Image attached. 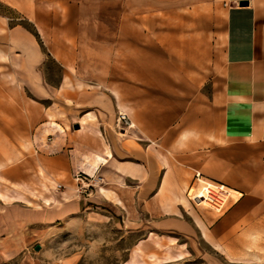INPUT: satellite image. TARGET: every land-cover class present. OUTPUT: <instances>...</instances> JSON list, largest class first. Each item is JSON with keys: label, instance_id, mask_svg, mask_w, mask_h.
<instances>
[{"label": "crops", "instance_id": "1", "mask_svg": "<svg viewBox=\"0 0 264 264\" xmlns=\"http://www.w3.org/2000/svg\"><path fill=\"white\" fill-rule=\"evenodd\" d=\"M240 1L0 0V203L104 186L142 231L126 264L264 262V0ZM209 182L236 199L193 201Z\"/></svg>", "mask_w": 264, "mask_h": 264}, {"label": "rangeland", "instance_id": "2", "mask_svg": "<svg viewBox=\"0 0 264 264\" xmlns=\"http://www.w3.org/2000/svg\"><path fill=\"white\" fill-rule=\"evenodd\" d=\"M202 6L203 11H206L204 1ZM188 9L186 6V14ZM173 17L171 14L166 27L170 29L171 43H177L173 30L189 29L193 21ZM209 24L208 20H202L203 26ZM155 27H161L160 23H156ZM205 45L207 42L203 39L201 46ZM196 72L205 77L210 70L203 65L197 67ZM49 75L54 80L60 75L59 66L51 60ZM209 189L215 191L214 188ZM102 191L108 197H97L99 200L92 202L89 211L73 214H69L63 201L56 204L36 200L29 203L23 200L0 203V264H126L129 248L142 231L131 228L128 212L120 199L104 186ZM38 243L40 247L36 248ZM161 264L211 263L201 257L190 256Z\"/></svg>", "mask_w": 264, "mask_h": 264}, {"label": "built area", "instance_id": "3", "mask_svg": "<svg viewBox=\"0 0 264 264\" xmlns=\"http://www.w3.org/2000/svg\"><path fill=\"white\" fill-rule=\"evenodd\" d=\"M118 119L127 126L133 125V121L128 117L125 112L119 111ZM82 173L83 172H79L77 174V177L80 178V176H83ZM210 187L213 188L210 182L201 186H191L188 189V195L196 203H203L206 205L208 204V206L216 210L224 209L228 203L229 198H234L229 190L223 188V185L219 184V186L215 187V191H210ZM199 188L202 189V191H199Z\"/></svg>", "mask_w": 264, "mask_h": 264}, {"label": "water", "instance_id": "4", "mask_svg": "<svg viewBox=\"0 0 264 264\" xmlns=\"http://www.w3.org/2000/svg\"><path fill=\"white\" fill-rule=\"evenodd\" d=\"M242 4H246V3H248V0H241L240 1ZM78 126V125H77ZM36 248H39L40 247V244L38 243V244H36V246H35Z\"/></svg>", "mask_w": 264, "mask_h": 264}, {"label": "bare ground", "instance_id": "5", "mask_svg": "<svg viewBox=\"0 0 264 264\" xmlns=\"http://www.w3.org/2000/svg\"><path fill=\"white\" fill-rule=\"evenodd\" d=\"M223 188H225L226 190H229L227 187H224V186H223ZM214 189H215V188H214Z\"/></svg>", "mask_w": 264, "mask_h": 264}]
</instances>
